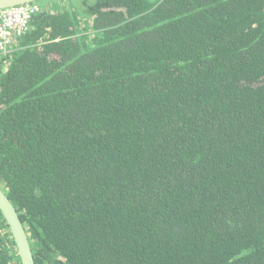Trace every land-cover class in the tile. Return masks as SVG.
<instances>
[{
    "label": "trees",
    "instance_id": "1",
    "mask_svg": "<svg viewBox=\"0 0 264 264\" xmlns=\"http://www.w3.org/2000/svg\"><path fill=\"white\" fill-rule=\"evenodd\" d=\"M53 1L0 53L36 264H264V0Z\"/></svg>",
    "mask_w": 264,
    "mask_h": 264
},
{
    "label": "water",
    "instance_id": "2",
    "mask_svg": "<svg viewBox=\"0 0 264 264\" xmlns=\"http://www.w3.org/2000/svg\"><path fill=\"white\" fill-rule=\"evenodd\" d=\"M38 0H0V10L35 3ZM0 211L10 228L16 243L21 264H36L30 236L22 222L16 205L0 186Z\"/></svg>",
    "mask_w": 264,
    "mask_h": 264
},
{
    "label": "built area",
    "instance_id": "3",
    "mask_svg": "<svg viewBox=\"0 0 264 264\" xmlns=\"http://www.w3.org/2000/svg\"><path fill=\"white\" fill-rule=\"evenodd\" d=\"M44 7L37 3L0 10V53L8 54L31 29L33 18Z\"/></svg>",
    "mask_w": 264,
    "mask_h": 264
},
{
    "label": "rangeland",
    "instance_id": "4",
    "mask_svg": "<svg viewBox=\"0 0 264 264\" xmlns=\"http://www.w3.org/2000/svg\"><path fill=\"white\" fill-rule=\"evenodd\" d=\"M76 1L78 2L80 0H55V1L51 2L49 5H47V4H45V5L50 6L49 8L52 11H58V10H64V9L69 8L71 3L75 4Z\"/></svg>",
    "mask_w": 264,
    "mask_h": 264
}]
</instances>
